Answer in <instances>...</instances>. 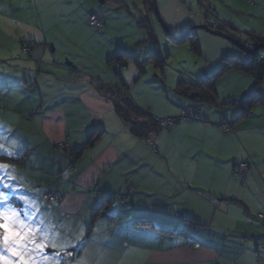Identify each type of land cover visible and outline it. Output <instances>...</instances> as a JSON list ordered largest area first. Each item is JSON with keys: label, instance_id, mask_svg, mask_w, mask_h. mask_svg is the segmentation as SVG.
I'll return each instance as SVG.
<instances>
[{"label": "crops", "instance_id": "obj_1", "mask_svg": "<svg viewBox=\"0 0 264 264\" xmlns=\"http://www.w3.org/2000/svg\"><path fill=\"white\" fill-rule=\"evenodd\" d=\"M123 1L110 11L97 0H68L64 11L44 6L37 15V35L26 34L9 49L3 46L0 143L15 155H0L22 160L0 161L8 166L0 177L20 192L15 197L45 191L61 196L56 204L37 201L41 210L34 215L38 223L44 221L45 230L50 228L52 234L75 245L58 252L49 247L47 256H63L53 264L81 260L86 264H264V221L257 219L259 214L264 216V108L256 104L248 117L236 119L240 103L251 94V76L228 71L222 78L234 76L247 86L228 91L215 86L211 105L177 95L179 79H174L175 74L169 78L167 66L162 74L148 65L134 82L137 63H143L150 50L147 33L137 23L148 16L153 36H158L150 16L136 1L132 5L139 8L136 13L130 7L133 2ZM253 1L246 6L259 13L262 25L245 34L264 41V0ZM158 6L172 41L202 25L242 35L228 21L211 17L209 10L200 13L199 6L206 7L199 0H164ZM90 16L104 20L103 30L87 25ZM49 18L59 19L54 30L72 29L70 38L57 34L48 39ZM195 36L201 50L196 62L203 64L197 79L214 75L225 60H244L245 54L226 40L203 31ZM23 47L30 52L23 53ZM119 53L131 56L120 75L139 108L154 119H180L189 107L200 113L197 121L180 119L160 130L154 154L115 114L112 99L120 81L109 62ZM168 59L166 64L174 68L176 64ZM261 93L264 96V81ZM224 121L232 123L229 132ZM95 130L100 133L93 144L73 158L69 153L84 147ZM61 143L68 154L55 149ZM247 156L251 166L246 178L233 176L235 166ZM7 174L15 179H7ZM12 188L0 184V192L10 200ZM117 196L125 197V202L118 204ZM95 212H99L96 220ZM180 216L206 226L198 231L193 246L161 235L175 228ZM140 222H145L144 227ZM81 231L83 244L76 239Z\"/></svg>", "mask_w": 264, "mask_h": 264}, {"label": "trees", "instance_id": "obj_2", "mask_svg": "<svg viewBox=\"0 0 264 264\" xmlns=\"http://www.w3.org/2000/svg\"><path fill=\"white\" fill-rule=\"evenodd\" d=\"M97 1L102 7L108 6L109 11L113 10L114 7H116V5H119V4L123 5V2H124L123 0H97ZM138 1L142 2V6H143L142 11L144 14L147 13L150 16V13H155L152 0H138ZM90 17H92V16H90ZM94 17H96V16H94ZM89 18L87 19V22H86L87 25L89 22ZM96 18H98V17H96ZM148 18L149 17L147 16V18L145 20L139 21L137 24L141 29L146 31L148 39L150 41H152L153 34H152V31L150 28L151 25H150V22L148 21ZM98 19L102 22L103 26H102L101 30H103L104 20L100 19V18H98ZM90 28H93V27H90ZM93 29L95 31H101V30H97L95 28H93ZM216 31H219V32H222V33L228 35L230 38L238 41L240 44H242L243 39L248 40L247 43L251 42L252 43L251 45L253 46V48L248 47L245 44H244L245 45L244 46L242 44L248 50H253L255 48L261 47L262 45L264 46V41L257 38L254 34H245V36L248 37V39H246V37L239 38V37L230 36L228 33H226V30L223 31L222 28L220 30L218 29ZM195 32L196 31H193V32L188 33L186 35L183 34L180 38L181 40L176 42V40L173 39V42L178 43V44L184 43L187 41L190 42L192 53L199 56L201 53V50H200L199 42L195 36ZM26 49L28 50V52H30L29 47H23L22 51H24ZM28 52H26V53H28ZM165 57H166V55L162 57L160 51L155 50L154 53L150 54L149 56H147L145 58L143 63H137V69L139 71V74L134 79V82H137L140 79V77L143 73L142 71L148 65H152V67L157 72H160L163 74L164 67L167 66L166 61H165ZM260 58H262V61H260ZM128 60H131L130 55H128L127 53H119L112 59V61L109 62V66L112 67L111 68L112 71L115 73V75L118 77V79L120 81V86H119L120 90L118 92H115V94H114L115 99H112V102L114 104V111H115V114L117 115V117L119 119L123 120L124 122H126L127 124L130 125V131H131L133 136L140 138V139H144L147 143V137L149 136V134L154 133L157 135V133L160 131L159 121L164 120V119H154L149 113H147L143 109L139 108L132 101V99H130V97L127 93L129 86L125 82L121 81L122 78L120 75V72L125 70V67H126L125 64ZM230 70L239 71L243 74L249 75L254 80V87L251 91V94L244 100L243 103H240L239 114L237 116L238 118H236V119L239 120V119L248 117L250 115L251 107H253L256 104L261 106L262 108H264V96L261 93V86H262V83L264 81V50H259L256 53L255 57H249V56L245 55L244 60H238V59L225 60L221 63V66L218 68L217 72L210 77L197 79L194 82L191 80H189V81L179 80L177 85H176V88H175V93L181 97H186V98L193 96V98H195L196 101L200 102V104L205 103V104L211 105L213 103L212 102L213 101L212 93L214 92L213 90L215 89L217 82ZM189 108H193L197 112V117L192 118L190 120L191 121H197L199 119V114H200L199 111L194 107H189ZM189 108H187V109H189ZM229 124H230L229 122H225V121L223 123V125L226 126L224 128L227 130V132H229L230 127L232 126V123L230 125ZM99 133H100V131L95 130V132L93 133V136L90 137L89 141L87 142V144L84 147H82V148H80L74 152H71L69 154H71V156L73 158L77 159V157H79L87 147H89L91 144H93V142L98 137ZM149 148L151 149V152L153 154L156 152L155 149L153 150L150 146H149ZM55 149L61 153L68 154L67 148L65 151H62L58 148V145H57L55 147ZM20 160H22V158L11 159V158H7V157L0 155V161H7V162L12 161V163L16 164V162L19 163ZM245 160L248 163V171H247V175H248V172H249V169L251 166V160L248 156L245 157L244 159H242L241 162H239L235 166V168H237L238 165ZM16 192L20 193L19 191L12 192L11 202L14 203L17 207H22L19 204L20 200L16 199V197H15L16 195H18V194H16ZM21 193L22 194L20 196L28 197L32 201L35 200V202H37V201H38V203L42 202L46 205L58 203L60 200V197H61L57 192H48V191H45L44 193H41L40 195H38L39 197L30 193V192L29 193L21 192ZM48 195L55 196V200L51 201V202L45 201L43 199V197L48 196ZM125 200H126V198L123 196H117L116 197V202L118 204H123L125 202ZM37 206H39V205H37ZM23 207H24V205H23ZM28 211L31 212L33 216L35 215V211L32 208H29ZM98 213L99 212H97V213L95 212V214H94L95 220L99 215ZM260 216L262 218H260ZM34 217H35L36 223H38L39 218H37L36 216H34ZM257 219L259 221L263 222L264 216L259 214V215H257ZM93 223L94 222H92V224ZM144 223L145 222H140L139 225H142L144 227ZM145 225H148V224H145ZM149 225H151V224H149ZM203 227L205 228L206 226H203L202 224L198 223L193 218H187V217L180 216L179 221H178V225L175 228H171L169 230L168 229L163 230L161 232V235L175 237L174 240H178L177 242H180V240H182L185 243L189 242V244L193 246L198 242L197 233ZM177 242H174V243H177ZM177 245L179 246V243ZM181 245H187V244L183 243ZM47 249L45 250V253H46ZM47 257H48V259H40L39 258L40 264H53V263H55V261H57V259L62 258L63 256H60V255H54L53 256V254H52V255H48ZM65 257H66V255H65Z\"/></svg>", "mask_w": 264, "mask_h": 264}, {"label": "rangeland", "instance_id": "obj_3", "mask_svg": "<svg viewBox=\"0 0 264 264\" xmlns=\"http://www.w3.org/2000/svg\"><path fill=\"white\" fill-rule=\"evenodd\" d=\"M136 1L137 2H135V4H137V6H139L142 10L143 9L142 2L138 0ZM157 1H156V6H157L159 16L162 22L159 21L155 13H150V19L154 25L156 34L159 39L156 36H153L152 41H149L150 43L148 42L150 50L147 56L154 53L155 50L157 51L162 50V53L166 54V57L169 56V59H170V60L168 59L169 62L176 64V65L174 64L175 65L174 68L167 65L166 70H167V74L169 78H172L173 74H175L174 79L176 81H178V79L179 80L182 79L186 81L191 80L194 82L198 78V75L201 74L200 72L201 67H202L201 65L203 64L200 62L199 63L196 62L197 55L192 53L190 42L187 41L184 43L177 44L171 40V38L168 35L167 30H165V27H164L165 23L163 21V18H162V15L160 13V9L158 6L164 0H157ZM184 1L185 3H187V0H184ZM199 1L202 6L204 5L206 7V9H204L203 7L199 6L200 8H202V10H198V11H201L200 13H202L203 10L204 11L209 10L208 14H211V17L213 16L218 21H221V20L228 21V23H230L232 26L234 25V27L239 29V31L242 34V35L240 34L236 35L230 30L226 29L227 33L230 36L244 38L246 37L244 34L247 33L249 29L251 28L256 29V28L261 27L262 25L261 23L262 20L259 18V13L256 12V14H253V12L250 10V6H248L249 9L246 6L247 3H250L249 0H244V1L243 0H206V1L199 0ZM66 2H68V0H46L43 2L42 0L40 1L39 0H0V51H1L0 59L4 58L3 57L4 52H2V50L4 51L5 49H3V46L9 49L11 48L10 44H13L14 40H19L23 38L26 34L29 36L38 34V28H37L38 16L37 15H38V12L44 11V6L48 10L64 11L67 8ZM127 2L129 3L133 2V4H130V7L132 10H135L134 13H136V10H139V8H136V7H135L136 9L133 8L132 6L134 5L133 0H127ZM253 2L256 5V1H253ZM253 2L250 4L252 6L251 8H254ZM187 5H190V4H187ZM193 10L194 11L196 10V4H194ZM254 15H257V16H254ZM127 16L129 15L127 14ZM74 18L78 19L79 17L77 15H74ZM43 19H45V17H43ZM128 19L130 20V22H132V19L130 18ZM58 20L59 19L52 21V19L49 18L48 21L46 22L47 25L49 26V28L45 29L46 30L45 34L47 38L52 39L57 34L62 39H66L67 37L70 38V35L72 33L70 31L72 29H69L64 32L62 30L60 31L59 28L57 27L55 28V30L52 29L55 23L58 22ZM70 23H73L74 25L76 24V22H74L72 18L70 19ZM63 25L64 24H62V26ZM243 31H246V32H243ZM246 39H248V37H246ZM247 41L248 40L243 39L242 44L243 45L245 44L248 47L253 48V46L251 45L252 43L251 42L247 43ZM178 57H180L179 61L177 59ZM2 67L4 66L1 65V68ZM170 74H172V76H170ZM249 78L252 81V84L250 86V90H251L254 87V80L251 77ZM150 81L154 82V79H151ZM245 84H246L245 81H239L237 77L233 76L230 79V77L227 76L226 79L222 78V81L218 82L216 86L220 91H223V90L228 91L229 88H233V87L244 88L245 86H247V84L246 85ZM228 107L230 108L231 106L229 105ZM232 108L234 109L236 107L233 106ZM10 116L12 115H9V117ZM39 258L41 259L40 255L38 254L36 256V259L39 260Z\"/></svg>", "mask_w": 264, "mask_h": 264}, {"label": "snow or ice", "instance_id": "obj_4", "mask_svg": "<svg viewBox=\"0 0 264 264\" xmlns=\"http://www.w3.org/2000/svg\"><path fill=\"white\" fill-rule=\"evenodd\" d=\"M5 148V144L0 143V152L10 157L15 155L11 151H5ZM7 167L0 164V172L7 173ZM7 179H15V177L7 174ZM0 184H4L6 188H12L5 183L3 177H0ZM12 191L15 192L17 189L12 188ZM16 199L20 200L24 207H17L11 202L7 193L0 192V264H40L36 256L39 254L41 259H48L45 250L49 247L54 252H58L60 248L75 247L60 238L58 234H52L50 228L45 230L42 227L44 221L36 223L35 217L28 211L32 208L35 212H40L41 209L35 201L24 196L16 197ZM76 239L82 244L86 243L83 240L82 231ZM67 254L72 255L71 252ZM77 264H86V261L81 260Z\"/></svg>", "mask_w": 264, "mask_h": 264}, {"label": "built area", "instance_id": "obj_5", "mask_svg": "<svg viewBox=\"0 0 264 264\" xmlns=\"http://www.w3.org/2000/svg\"><path fill=\"white\" fill-rule=\"evenodd\" d=\"M88 25L90 27H93L97 30H101L102 28V22L92 16L89 18V22H88ZM23 52H28V50H24ZM260 61H262V58H260ZM197 117V112L196 110H194L193 108H189L187 109L186 111H184L182 117L180 119H186V120H190L192 118H195ZM180 119H177V118H170V119H164V120H160L159 121V128L160 130H167L169 129L172 125H174L175 123H177ZM227 132V130L225 131ZM155 137H156V134L152 133V134H149V136L147 137V143L148 145L154 150L155 149V143H154V140H155ZM58 148L62 151H65L66 150V145L65 144H59L58 145ZM247 171H248V163L247 161H243L242 163H240L238 165V167L236 168V170L233 172V176L235 177H241L244 178L246 177L247 175ZM43 199L47 202H51V201H54L55 200V196L53 195H48V196H44ZM260 218H262L260 216Z\"/></svg>", "mask_w": 264, "mask_h": 264}, {"label": "water", "instance_id": "obj_6", "mask_svg": "<svg viewBox=\"0 0 264 264\" xmlns=\"http://www.w3.org/2000/svg\"><path fill=\"white\" fill-rule=\"evenodd\" d=\"M152 1H153V5H154V12H155L157 18L159 19V21L162 22V20L160 19V16H159V12H158L157 6H156V1L155 0H152ZM165 30H166V28H165ZM193 31H203V32H205V33H207V34H209L211 36L226 40V41L230 42L233 46H235L238 50H240L241 52H243L245 55H247L249 57H255L256 53L259 50H264V46L263 45L261 47L255 48L253 50H248L246 47H244L238 41L230 38L228 35H226V34H224L222 32L216 31V30L214 31V30H212L211 28H209V27H207L205 25L189 28L184 33V35H186L188 33H191Z\"/></svg>", "mask_w": 264, "mask_h": 264}]
</instances>
